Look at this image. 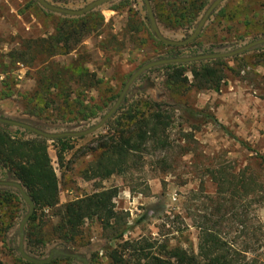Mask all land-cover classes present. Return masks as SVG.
<instances>
[{
    "label": "rangeland",
    "instance_id": "obj_1",
    "mask_svg": "<svg viewBox=\"0 0 264 264\" xmlns=\"http://www.w3.org/2000/svg\"><path fill=\"white\" fill-rule=\"evenodd\" d=\"M47 1L78 10L93 0ZM211 1L208 0L207 6ZM90 13L100 15L104 26L98 33L87 37L77 51L53 57L45 67L17 64L10 69V74L0 75V117L37 124L48 133L81 132L96 125L116 101L96 117L74 122L67 120L68 109L56 107L59 101L47 93L45 99L49 102L54 100L56 105L43 110L40 117L31 116L25 105L36 103L43 109L45 102L44 93L38 86L39 70L63 73L61 69L82 63L106 84L112 94H120L139 67L167 58L171 53L181 52L183 56L179 58L208 52L227 53L264 38L259 28L264 23V0L225 1L199 37L180 48H165L155 43L157 40L150 31L142 0H116ZM49 14L35 1L31 5L30 0H0V55L19 48L26 41L52 35L55 20ZM156 21L162 35L173 41L185 40L196 24L186 30H171L157 18ZM236 57V61L226 59L234 73L227 74L219 92H195L190 89L184 95L170 93L164 86V69L146 75L148 89L144 96L138 94L137 98L147 97L158 101L163 110H175V119L168 134L171 147L147 157L145 165L132 172V177H111L102 183L82 179V171L93 159L92 152L87 148L96 146L95 139L104 134L106 128L94 135L73 139L74 149L66 154L61 168L50 146L48 153L60 182V203L92 194L100 186L117 187L116 210L128 215V232L124 240L147 238L155 246L165 242L169 247H181L197 253L199 231L193 227L192 217L210 207L209 199L214 194V187L205 170L221 165L237 170L248 167L250 173L264 183V46ZM141 84L140 80H136L130 87L131 94ZM35 93L40 95L30 101ZM103 95L92 91L84 95L85 104L98 103ZM127 98L132 99L130 94ZM121 110L115 117L121 114ZM192 110L202 111L213 119L197 118L192 122ZM192 124L194 130H190ZM16 129L11 127L12 131ZM161 160L164 165L154 164ZM0 181H3L1 175ZM11 193L20 200L15 196L9 197V202H3L4 207L0 209V229L10 223L6 233L0 234V264H17V259H21L17 253V232L27 207L15 191ZM251 208L255 209L252 213L258 221L264 224V208ZM80 237L77 246L70 247L71 251L85 257L89 264H109L101 250L107 241L95 219L83 222ZM58 243L48 244L41 254H29L44 259ZM25 250L27 252L26 245ZM59 264L77 263L70 259V262Z\"/></svg>",
    "mask_w": 264,
    "mask_h": 264
},
{
    "label": "trees",
    "instance_id": "obj_2",
    "mask_svg": "<svg viewBox=\"0 0 264 264\" xmlns=\"http://www.w3.org/2000/svg\"><path fill=\"white\" fill-rule=\"evenodd\" d=\"M150 2L158 22L171 30H186L196 22L208 0ZM30 3L33 5L34 1L30 0ZM49 16L55 20L54 33L26 41L6 55H0L1 76L10 74V69L17 64L45 67L51 58L77 51L87 37L98 33L104 26L103 18L96 13L79 18ZM259 28L264 33V23ZM149 37L152 39L150 34ZM155 43L169 48L160 42ZM172 54L159 60L177 58ZM237 59L233 57L231 60ZM157 69H164L165 88L180 95L190 89L219 92L227 74L234 73L226 59L169 64L144 73L139 78L141 86L133 89L134 94L128 91L123 99L119 108L121 114L108 120L105 133L95 139L96 146L87 148L93 159L81 173L84 181L102 183L111 177H132V172L145 165L147 157L171 147L168 134L173 127L175 110H163L158 101L142 98L148 89L146 75ZM47 70H39L38 86L44 96L47 93L52 95L59 104L56 105L54 100L49 102L46 96L43 109L36 103H27L25 108L31 116L40 117L43 110L56 105L68 109V121H86L118 99L119 94H112L106 84L82 63L61 69L63 73H45ZM92 91L110 95H103L98 103L89 106L85 104L84 95ZM128 94L132 99L127 98ZM138 94L142 96L137 98ZM36 95L40 94L35 93L30 101L35 100ZM190 115L192 122L197 118L213 119L202 111L192 110ZM23 123L42 130L37 124ZM194 128L192 124L190 130ZM72 142L70 138L48 141L28 131H12L10 126L0 124V175L3 180L18 182L34 204V213L24 230L28 253L41 254L48 244L56 241L60 246H77L81 239V225L86 220L95 219L107 241L101 250L109 264H264V224L258 221L252 213L255 209L251 208H264V183L250 173L248 167L237 170L221 165L205 170L214 194L209 199L210 207L192 217L193 227L199 231L197 253H194L181 247H169L165 242L155 246L147 238L124 240L128 232V215L116 210L117 187L100 186L92 194L61 204L60 182L48 150L53 147L57 165L61 168L66 154L74 149ZM259 158L263 159L262 156ZM154 164L165 163L161 160ZM0 189V209H3V202L8 203V198L15 195L11 193L12 189ZM146 190L148 193V187ZM15 198L20 200L18 196ZM9 228L10 223L0 229V234L4 235ZM61 262H70V259L58 257L47 264ZM17 264L32 263L17 259Z\"/></svg>",
    "mask_w": 264,
    "mask_h": 264
},
{
    "label": "water",
    "instance_id": "obj_3",
    "mask_svg": "<svg viewBox=\"0 0 264 264\" xmlns=\"http://www.w3.org/2000/svg\"><path fill=\"white\" fill-rule=\"evenodd\" d=\"M42 9H44L46 12L61 16V17H71V18H79L83 17L86 14L94 11L95 9L102 7L106 4H110L116 0H93L89 3H87L83 8L74 10L66 7H60L57 5H53L52 3L48 2L47 0H34ZM145 11L147 14V20L148 25L150 28V31L154 38L160 42L161 44L169 47H185L188 44L195 41L199 35L201 34L204 27L207 25V23L212 19L213 15L216 13V11L220 8V6L227 0H212L209 5L204 9L201 16L199 17L198 21L195 24L193 32L188 35V37L183 41H173L165 38L162 33L160 32V29L158 27L156 18L153 13V9L151 6L150 0H142ZM259 46H264V38L257 39L255 41H252L251 43L235 49L231 52L227 53H211V54H197L191 57H182V58H173V59H166V60H156L154 62L145 64L141 67H139L128 79V81L125 83L121 93L118 96V99L113 104V106L107 111V113L102 117V119L94 126L90 127L87 130L81 131V132H65V133H48L42 130H39L35 127H32L26 123L14 121L10 119H5L0 117V124L7 125L13 128H17L23 131H28L30 133H33L35 135H38L44 139H47L48 141H53L59 138H70V139H76L81 137H87L96 134L97 132L103 130L106 127V122L113 118L119 111V108L122 104L123 99L125 98L127 92L129 91L130 87L134 84L136 80H138L144 73L147 71H150L154 68H159L165 65L169 64H192V63H198V62H206L216 59H231L233 57L242 55L248 51L253 50L254 48H257ZM150 87H152V84H149ZM0 188L3 189H12L15 191L20 198L22 199L23 203L27 207V212L23 216L22 221L18 228V247H17V253L19 254L20 258L24 260L25 262L32 263V264H47L50 261H52L55 258L58 257H65L68 259H72L77 264H89L88 260L85 257H82L79 254L74 253L70 250L69 247L56 245L54 249H52L46 258L39 259L36 258L25 250V233L24 230L27 226L29 218L34 213V204L29 198L28 195H26L24 189L22 186L14 181V180H3L0 181Z\"/></svg>",
    "mask_w": 264,
    "mask_h": 264
},
{
    "label": "flooded vegetation",
    "instance_id": "obj_4",
    "mask_svg": "<svg viewBox=\"0 0 264 264\" xmlns=\"http://www.w3.org/2000/svg\"><path fill=\"white\" fill-rule=\"evenodd\" d=\"M172 54V53H171ZM172 55H174V56H176L177 58H179L180 57V55H181V52H174ZM179 56V57H178ZM181 56H183V55H181ZM139 80V79H138Z\"/></svg>",
    "mask_w": 264,
    "mask_h": 264
}]
</instances>
